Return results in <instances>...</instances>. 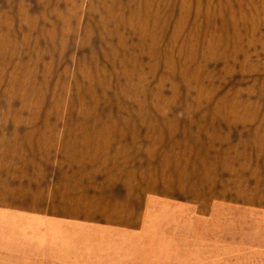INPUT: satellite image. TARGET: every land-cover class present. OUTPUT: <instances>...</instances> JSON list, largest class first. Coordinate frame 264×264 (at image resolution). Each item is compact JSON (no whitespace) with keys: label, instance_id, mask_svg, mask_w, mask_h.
I'll list each match as a JSON object with an SVG mask.
<instances>
[{"label":"rangeland","instance_id":"1","mask_svg":"<svg viewBox=\"0 0 264 264\" xmlns=\"http://www.w3.org/2000/svg\"><path fill=\"white\" fill-rule=\"evenodd\" d=\"M145 1L0 0V155H181L264 115L263 48L217 46L204 0ZM146 223L106 264H264L263 211L158 202ZM23 241L0 264H39Z\"/></svg>","mask_w":264,"mask_h":264},{"label":"crops","instance_id":"2","mask_svg":"<svg viewBox=\"0 0 264 264\" xmlns=\"http://www.w3.org/2000/svg\"><path fill=\"white\" fill-rule=\"evenodd\" d=\"M165 6L173 15L175 3ZM199 7L204 30L224 42L217 46L264 49V0ZM245 111L181 155H0V243L10 253L17 235L39 264H106L120 238L142 234L158 202L192 208L199 219L224 205L264 212V115Z\"/></svg>","mask_w":264,"mask_h":264}]
</instances>
